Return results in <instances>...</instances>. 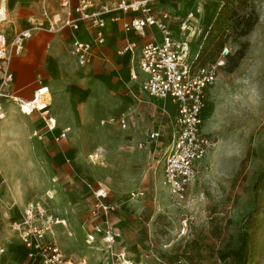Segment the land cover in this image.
Listing matches in <instances>:
<instances>
[{"label":"rangeland","instance_id":"rangeland-1","mask_svg":"<svg viewBox=\"0 0 264 264\" xmlns=\"http://www.w3.org/2000/svg\"><path fill=\"white\" fill-rule=\"evenodd\" d=\"M10 2L0 0L4 22L10 20L0 27L19 32ZM172 2L178 11L199 10L191 50L199 52L203 65L223 62L208 92L212 111L203 124L210 146L185 200L174 201L162 185L172 106L130 97L125 68L77 67L68 44L59 40L58 64L41 73L46 78L42 86L48 88L45 101L51 99L48 108L57 130H67L66 139L55 142L49 133L42 140L34 137L33 129L42 130L51 115L34 111L24 117L15 104L0 121V246L6 250L0 264H21L24 258L12 223L21 220L32 199L60 221L46 236L84 264H104L103 245L85 242L95 221L119 229L114 250H123L133 263L264 264V0H252L255 25L244 36L229 37L223 56L214 50L218 37L212 28L225 0ZM52 3L58 6V0ZM120 116H127L126 126L111 121ZM152 132L158 133L154 139ZM100 186L109 192L104 201L117 206L107 215L96 213L94 191ZM228 250L242 260L223 258Z\"/></svg>","mask_w":264,"mask_h":264},{"label":"built area","instance_id":"built-area-1","mask_svg":"<svg viewBox=\"0 0 264 264\" xmlns=\"http://www.w3.org/2000/svg\"><path fill=\"white\" fill-rule=\"evenodd\" d=\"M59 6L60 13H52L44 6L40 19L17 32L11 41L0 30L2 83L12 79L9 69L12 51L19 50L36 28L61 32L69 30V51L74 63L81 69L94 64L96 58L107 61L104 47L108 44L106 32L110 24L117 23L124 33L145 39L141 44L137 40L126 39L120 46H111L118 56L137 51V65L130 72V80L138 84L139 92L170 104L173 108L171 140L163 154L162 185L174 201L185 200L198 164L210 146L203 131L204 110L210 87L216 82L219 66L223 64L217 60L203 65L199 52L191 50L199 10L178 11L172 0H59ZM221 52L223 56L227 49L223 48ZM42 89L35 92L31 101L17 100L22 112L31 114L38 110L44 116L48 115L46 108H36L38 93V99L45 101V91ZM1 97L0 94V120L5 116ZM25 105L29 110H25ZM111 121L121 126L128 124L127 118H112ZM55 128V122L48 117L44 129L34 130L32 134L40 140L48 133L55 142L66 139L67 130L54 133ZM157 136V132L149 134L150 139ZM94 194L97 200L96 213L107 215L117 209L115 204L104 201L109 194L105 187L100 186ZM56 223L59 220L53 219L50 210L39 200L26 202L21 220L12 223L25 250L21 264L85 263L66 256L56 241L46 236L50 226ZM119 236L120 231L114 225L95 221L88 226L85 242H100L107 264H138L130 261L123 250H114ZM5 251V247L0 246V254Z\"/></svg>","mask_w":264,"mask_h":264},{"label":"crops","instance_id":"crops-1","mask_svg":"<svg viewBox=\"0 0 264 264\" xmlns=\"http://www.w3.org/2000/svg\"><path fill=\"white\" fill-rule=\"evenodd\" d=\"M34 3L32 2L31 5V3L28 0H11L9 12L12 16H18V19L20 20L18 22L20 29H25L33 25L35 22H37L41 17V12L43 7L44 6L50 7L49 4L50 3L53 4L52 0H34ZM57 5L58 6H55L53 4V7L50 8L52 11L56 13H60L61 9L59 6V0ZM33 7L34 10H32ZM6 20H8L7 16L6 19L1 22H4ZM23 20H25V22H23ZM7 22L9 23L10 20ZM0 30H3L6 33L9 41L13 39L15 33L18 31L15 27L11 28L10 25L0 27ZM106 33H107L108 44L104 47V53L107 57V61L102 62L99 58H96L94 60V64H91L85 69L96 70L100 72H104V71L119 72L120 70L125 68L128 71V73L124 79V88L125 91L130 95V97H132L134 100L137 101H140L142 96H146L152 99L146 94L139 92L138 84L130 80V72L132 71V69L136 68L137 65L135 64V61L137 59V51L134 54L128 53L124 56H118L115 54L113 47L111 46V45L120 46L124 43L126 39L137 40L139 44L144 43L146 40L137 38L132 33H128V34L124 33L123 30L121 29V26L117 23L110 24L108 26ZM69 39H70L69 30H64L61 32V31H49L43 28H36L32 31L31 37L24 40L22 47L19 50H17L16 52L14 50L12 51V55L9 61V69L12 73V79L7 83H2V74L0 72V94L1 96H3L1 97V102L5 111L4 118L8 114L9 104H15L16 106L20 107V104L17 102V100L31 101L34 98L35 92L39 88L41 87L45 88L42 86V84L44 83L46 78H43L41 72L42 70L49 69L50 64H58V60H57L59 53L58 42L59 40H61L62 42L67 43L69 47ZM46 102H47L46 110H48L47 116H49L51 115V113L48 106L50 105L51 99L50 101L48 100ZM34 111H38V110H34ZM20 112L23 114L24 117H27L33 113L32 112L31 114H25L24 112H22V110H20ZM50 118L56 120V118L53 117V115H51ZM111 118H114L115 120L116 119L119 120L121 118H127V116H120L117 118L111 117ZM45 119H44V124L42 126V130L44 129L45 122H47V119L46 120ZM56 125H57V120L55 122V127ZM34 130H40V129L34 128L33 131ZM60 130L63 129L57 130V128H55L54 133L59 132ZM103 261L104 264H107L105 258L103 259Z\"/></svg>","mask_w":264,"mask_h":264},{"label":"trees","instance_id":"trees-1","mask_svg":"<svg viewBox=\"0 0 264 264\" xmlns=\"http://www.w3.org/2000/svg\"><path fill=\"white\" fill-rule=\"evenodd\" d=\"M257 21V16L252 6V0H225V4L218 12L214 24L213 31L217 30L218 40L214 43V50L222 51L223 46L229 37L236 39L246 35ZM204 64L202 58L200 59ZM212 111V106L208 102L204 110V117L206 118ZM234 256L242 260L243 256L239 255L237 251L228 250L223 258Z\"/></svg>","mask_w":264,"mask_h":264},{"label":"bare ground","instance_id":"bare-ground-1","mask_svg":"<svg viewBox=\"0 0 264 264\" xmlns=\"http://www.w3.org/2000/svg\"><path fill=\"white\" fill-rule=\"evenodd\" d=\"M3 2H4V0H3ZM6 19V9H5V7H4V4L0 7V22L1 21H3V20H5ZM42 91H48V88H43L42 89ZM38 98H39V93H38ZM37 98V100H36V108L37 109H40V110H43L44 108H46V101H40L39 99ZM25 110H29V107H27L26 105H25ZM21 110V109H20ZM52 121L53 122H56V120L55 119H53L52 118ZM60 222V221H59Z\"/></svg>","mask_w":264,"mask_h":264}]
</instances>
